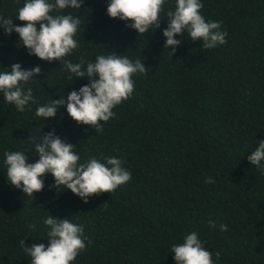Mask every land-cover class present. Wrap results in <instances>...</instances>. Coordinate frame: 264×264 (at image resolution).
Returning a JSON list of instances; mask_svg holds the SVG:
<instances>
[{
  "label": "trees",
  "instance_id": "obj_1",
  "mask_svg": "<svg viewBox=\"0 0 264 264\" xmlns=\"http://www.w3.org/2000/svg\"><path fill=\"white\" fill-rule=\"evenodd\" d=\"M200 2V14L206 22H220L227 42L202 49V41L185 32L175 37L181 45L172 57L164 48L165 14L159 28L138 35L126 27L130 22L107 15L109 0H83L80 9L51 13L81 20L74 37L79 47L64 59L95 62L115 53L140 59L148 69L133 75L132 97L101 122L100 133L77 125L66 107L55 118L36 117L37 107L67 99L88 80L68 73L61 61L29 55L18 34L0 28V71L10 72L15 63L24 70L41 68L24 85L35 103L23 112L0 93V264H31L19 242L47 246L43 219L49 215L84 226L91 243L72 264H175L172 245L192 232L212 253L213 264H264V173L247 159L264 140V0ZM24 3L0 0V16L22 26L17 15ZM175 6L176 0H166L164 12ZM53 129L75 146L79 163L115 157L131 180L85 204L52 187L54 177L46 173L44 189L33 199L26 196L9 184L4 153L22 151L35 163V145ZM208 177L214 183H205ZM221 224L227 231H220Z\"/></svg>",
  "mask_w": 264,
  "mask_h": 264
},
{
  "label": "clouds",
  "instance_id": "obj_2",
  "mask_svg": "<svg viewBox=\"0 0 264 264\" xmlns=\"http://www.w3.org/2000/svg\"><path fill=\"white\" fill-rule=\"evenodd\" d=\"M166 0H109L107 15L126 23V27L135 30L138 35L148 33L150 29L160 27V16L168 18L167 27L163 30L164 48L170 57L175 55L181 41L177 36H184L193 42L202 41V49H214L225 44L226 31H221L220 22H206L200 14L203 4L200 0H176L175 10L164 12ZM83 0H25L19 8L17 20L22 26H14L13 20L0 16V28L6 35L18 34L20 44L28 50L29 55L41 61H61L63 68L78 79H86L88 83L80 89L72 90L67 99L52 100L51 103L37 107L36 117L55 118L58 108L66 107L68 116L77 125L90 126L96 133L103 131L101 122L115 117L113 109L123 101L132 97L134 92L133 75H146L148 69L137 59L135 62L125 55H98L95 62L85 61L81 57L78 63L64 59L79 47L74 39L79 30L81 20L72 15H52L51 13L68 8L80 9ZM39 24V29H37ZM86 65V67H85ZM41 68L36 66L30 70L22 69L19 63L11 66V71H0V93L4 102L14 105L23 112L29 103H35L32 89L25 90L24 85L33 76L40 75ZM71 78V76H69ZM73 144L62 140L53 129L42 135V142L35 145L39 159L35 163L28 161L22 151H6L4 164L9 184L33 199L34 193L41 192L44 187L42 177L50 173L55 180L52 187L57 190H69L87 204L89 198L103 193H112L119 186L131 180V173L122 166L120 159L105 158L101 162L95 157L86 163H79L80 156ZM252 166L264 173V140L247 157ZM214 183L211 177L204 181ZM106 204V203H105ZM48 229L49 244H19L24 253L31 258V264H72L80 252L91 243L84 235V226L74 223L69 218L58 219L51 215L43 219ZM210 227H216L209 220ZM34 230V225H29ZM221 232L227 226H219ZM175 264H213L212 253L209 252L196 232L185 236L182 243L173 244ZM220 253H216L219 259Z\"/></svg>",
  "mask_w": 264,
  "mask_h": 264
}]
</instances>
